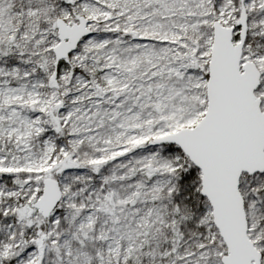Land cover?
<instances>
[{
    "label": "snow or ice",
    "instance_id": "snow-or-ice-1",
    "mask_svg": "<svg viewBox=\"0 0 264 264\" xmlns=\"http://www.w3.org/2000/svg\"><path fill=\"white\" fill-rule=\"evenodd\" d=\"M0 264H264V0H0Z\"/></svg>",
    "mask_w": 264,
    "mask_h": 264
}]
</instances>
